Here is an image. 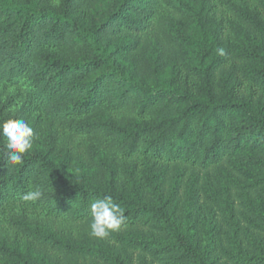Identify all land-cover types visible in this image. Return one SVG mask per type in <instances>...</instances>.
Returning a JSON list of instances; mask_svg holds the SVG:
<instances>
[{
    "label": "trees",
    "instance_id": "obj_1",
    "mask_svg": "<svg viewBox=\"0 0 264 264\" xmlns=\"http://www.w3.org/2000/svg\"><path fill=\"white\" fill-rule=\"evenodd\" d=\"M7 119L34 138L9 166L0 135V264L264 258V0H0Z\"/></svg>",
    "mask_w": 264,
    "mask_h": 264
},
{
    "label": "clouds",
    "instance_id": "obj_2",
    "mask_svg": "<svg viewBox=\"0 0 264 264\" xmlns=\"http://www.w3.org/2000/svg\"><path fill=\"white\" fill-rule=\"evenodd\" d=\"M0 135L4 137V148L7 165L16 166L22 163L23 154L32 148L34 132L32 127L23 119H7L0 122ZM40 196V192L25 193V201L34 200ZM92 217L91 235L97 238H105L110 231L118 230L123 223L124 210L113 202L111 196L98 199L90 206Z\"/></svg>",
    "mask_w": 264,
    "mask_h": 264
},
{
    "label": "rangeland",
    "instance_id": "obj_3",
    "mask_svg": "<svg viewBox=\"0 0 264 264\" xmlns=\"http://www.w3.org/2000/svg\"><path fill=\"white\" fill-rule=\"evenodd\" d=\"M253 196L256 200L262 199V206L257 208V213L252 217L254 220L256 216L260 215L259 217L261 218L260 221L258 222L259 226L263 228L264 230V186L258 189V191L253 192ZM212 211H209V208L207 206H204L202 210L198 213L199 215V220H202L199 222V227L211 216L214 214L211 213ZM197 214V213H196ZM215 215H217L215 213ZM208 221V220H207ZM1 232H3V229L1 228ZM264 232V231H262ZM21 246V245H19ZM28 246H21L22 251L30 250V248H27ZM240 250L239 248L236 247V245H232L227 243L225 247L221 250V256H220V261L218 264H264V258L260 259V262L258 263H252L251 260L247 258L249 255H244L243 253H239ZM264 257V251L260 252ZM243 255V256H242ZM141 256V255H140ZM239 256H242L240 259L238 258ZM237 258L239 259L237 262ZM135 264H159V262H155L154 259L151 256H148L146 254L142 255L140 258L137 259V262Z\"/></svg>",
    "mask_w": 264,
    "mask_h": 264
}]
</instances>
